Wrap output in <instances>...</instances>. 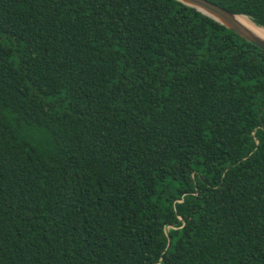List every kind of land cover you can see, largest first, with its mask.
Here are the masks:
<instances>
[{
    "label": "trees",
    "instance_id": "1",
    "mask_svg": "<svg viewBox=\"0 0 264 264\" xmlns=\"http://www.w3.org/2000/svg\"><path fill=\"white\" fill-rule=\"evenodd\" d=\"M0 264H264V52L175 0H0Z\"/></svg>",
    "mask_w": 264,
    "mask_h": 264
},
{
    "label": "water",
    "instance_id": "2",
    "mask_svg": "<svg viewBox=\"0 0 264 264\" xmlns=\"http://www.w3.org/2000/svg\"><path fill=\"white\" fill-rule=\"evenodd\" d=\"M185 6L195 9L210 19L230 29L241 38L258 47L264 52V40L250 29L240 24L237 15L207 0H175ZM247 17V16H244ZM248 18V17H247Z\"/></svg>",
    "mask_w": 264,
    "mask_h": 264
},
{
    "label": "bare ground",
    "instance_id": "3",
    "mask_svg": "<svg viewBox=\"0 0 264 264\" xmlns=\"http://www.w3.org/2000/svg\"><path fill=\"white\" fill-rule=\"evenodd\" d=\"M236 20L264 40V28L256 26L249 18L237 16Z\"/></svg>",
    "mask_w": 264,
    "mask_h": 264
}]
</instances>
